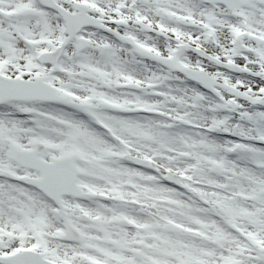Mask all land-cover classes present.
I'll list each match as a JSON object with an SVG mask.
<instances>
[{
    "label": "snow or ice",
    "instance_id": "1",
    "mask_svg": "<svg viewBox=\"0 0 264 264\" xmlns=\"http://www.w3.org/2000/svg\"><path fill=\"white\" fill-rule=\"evenodd\" d=\"M0 264H264V0H0Z\"/></svg>",
    "mask_w": 264,
    "mask_h": 264
}]
</instances>
